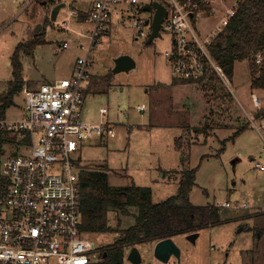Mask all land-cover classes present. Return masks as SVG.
Returning <instances> with one entry per match:
<instances>
[{
    "label": "rangeland",
    "instance_id": "1",
    "mask_svg": "<svg viewBox=\"0 0 264 264\" xmlns=\"http://www.w3.org/2000/svg\"><path fill=\"white\" fill-rule=\"evenodd\" d=\"M60 1L68 3L63 15L71 9L89 11L93 0H0V95L8 92L12 56L22 43L45 41L31 54L20 52L23 79L31 88L70 77L72 64L85 54L79 43H89L85 33L93 25L73 20L70 30L54 26L51 8ZM139 1L143 6L151 0ZM142 16L148 18L150 13ZM135 30L132 22L115 25L112 35L102 37L91 53L92 79L84 81L88 88L84 119L112 124L115 136L83 139L77 154L81 166L104 168L113 186L150 187L154 202L176 195L185 171L199 166L191 201L232 204L221 208L219 223L198 231L195 242L187 234L173 237L181 248L180 258L173 255L163 262L155 256L156 242L141 243L140 264H264V170L255 167L256 162L264 163V116H257L264 111V89L251 87L246 60L236 62L230 82L221 77L211 84L184 82L165 55L172 47V35L162 31L148 43L135 39ZM64 41L70 43L68 48H61ZM124 53L135 59L136 67L115 73V59ZM255 96L261 99L259 106ZM102 107L108 109L105 115ZM22 110L20 91L5 117L19 119ZM248 121L249 128L223 142ZM3 151L0 177L1 162L18 153L13 147ZM136 213L129 207L126 214L112 211L109 219L114 228L122 229L134 223ZM87 235L107 246L119 232ZM129 251L122 264H134Z\"/></svg>",
    "mask_w": 264,
    "mask_h": 264
},
{
    "label": "built area",
    "instance_id": "2",
    "mask_svg": "<svg viewBox=\"0 0 264 264\" xmlns=\"http://www.w3.org/2000/svg\"><path fill=\"white\" fill-rule=\"evenodd\" d=\"M155 1L167 10L160 33L172 35V47L165 55L175 75L198 80L211 65L230 82L210 47L225 32L243 0H151L146 4ZM141 8L139 0H94L85 19L93 25L85 33L89 43L80 44L85 54L77 58L73 76L39 88L25 86L23 117H0V133L20 149L1 162L0 180L6 185L0 193V264H104V249L82 228V166L77 154L83 139L113 137L115 131L110 123L84 119V81L91 77L93 49L115 25L132 22L135 39H149L156 9L145 18ZM79 16L78 10H69L53 24L70 30L72 20ZM201 22L206 25L201 27ZM68 46V42L62 45ZM254 101L259 106L261 99ZM101 112L106 114L107 108ZM4 146L0 144V153ZM255 167L264 170V163L256 162Z\"/></svg>",
    "mask_w": 264,
    "mask_h": 264
},
{
    "label": "trees",
    "instance_id": "3",
    "mask_svg": "<svg viewBox=\"0 0 264 264\" xmlns=\"http://www.w3.org/2000/svg\"><path fill=\"white\" fill-rule=\"evenodd\" d=\"M81 17L84 18L85 15L81 14ZM40 43L43 40L35 39L16 48L12 56L13 80L8 92L0 95L1 118H5L6 111L14 104L15 96L25 85L20 52L31 54ZM210 50L215 62L223 68L231 81L235 77L236 62L248 61L252 75L251 87L264 89V0H243L225 32L218 36ZM259 54L262 56L260 62ZM215 77L220 78L211 65H208L200 79L183 81L211 84ZM261 115L264 116V111L257 113V116ZM249 126L250 122H245L223 142L234 140ZM205 129L202 131H206ZM178 146L182 148L181 139L178 140ZM86 168L82 167L79 173L83 230L93 234L119 232L116 241L101 246L106 254L104 264H122L126 251L141 243L198 232L220 222L222 206L213 203L198 205L191 201L190 191L196 182L199 166L185 171L177 194L160 202L153 201L150 187L136 184L113 186L110 185L108 172L104 168ZM5 185V180H0V193ZM129 207L137 210L134 223L126 228H114L109 219L110 213L119 211L126 214L129 213Z\"/></svg>",
    "mask_w": 264,
    "mask_h": 264
},
{
    "label": "water",
    "instance_id": "4",
    "mask_svg": "<svg viewBox=\"0 0 264 264\" xmlns=\"http://www.w3.org/2000/svg\"><path fill=\"white\" fill-rule=\"evenodd\" d=\"M66 5L67 3L65 1L57 3L51 10V15H50L51 20L55 21L58 17L60 10L66 7ZM152 8L156 10H155L154 21L152 24L153 30L149 37L148 43L152 42L155 37L159 36L162 22L164 18L167 16L166 8L157 1L153 2V4L145 5L144 7L141 8V11H149ZM146 24H148V21L146 22ZM41 27L42 25H40L36 31L38 32V30ZM135 67H136L135 59L129 54H122L115 59L114 72L115 73H119L123 71L129 72ZM198 236H199V232L190 233L187 234V239L191 240L192 242H195ZM154 253L159 260L163 262H168L173 255L176 256L177 258H180L181 248L175 242L173 237H169L157 241L155 243ZM128 258L134 264H140L142 262V254L137 246L133 247L130 250V252L128 253Z\"/></svg>",
    "mask_w": 264,
    "mask_h": 264
},
{
    "label": "crops",
    "instance_id": "5",
    "mask_svg": "<svg viewBox=\"0 0 264 264\" xmlns=\"http://www.w3.org/2000/svg\"><path fill=\"white\" fill-rule=\"evenodd\" d=\"M60 2H63V1H60ZM66 2V1H65ZM59 3V2H58ZM67 3V2H66ZM93 3H94V0L92 1V5H93ZM92 5H91V7H92ZM146 5H148V4H146ZM66 6H68V3H67V5ZM145 6V4L142 6V7H144ZM91 7H90V9H91ZM63 9V8H62ZM62 9L60 10V12H59V14H58V17H57V19L59 18V17H63L64 16V14L63 15H61V11H62ZM89 9V10H90ZM51 10H52V8H51ZM71 10H73V9H71ZM79 12H80V16L77 18V19H74L76 22H85L86 20V18H87V16H88V14H87V12L88 11H84L83 9H81V10H78ZM150 11V10H149ZM149 11H144V12H149ZM67 13V12H66ZM65 13V14H66ZM81 14H83V15H85V17L83 18V17H81ZM56 19V20H57ZM55 20V21H56ZM52 22H54L53 20H51ZM73 21V20H72ZM55 26V25H54ZM62 29V28H61ZM40 30V29H39ZM39 30H38V32H39ZM112 31L113 30H111V31H109L108 33L109 34H107V35H105V36H109V35H112ZM36 33H37V31H36ZM151 35V34H150ZM150 37V36H149ZM34 39V38H33ZM149 40V39H148ZM148 40H147V42H148ZM45 42V41H44ZM43 42V43H44ZM64 42H68V41H64ZM63 42V43H64ZM69 43V42H68ZM80 44L81 43H79V47H80ZM63 45V44H62ZM62 45H61V48H63V49H65L64 47H62ZM69 46H70V43H69ZM68 46V47H69ZM67 47V48H68ZM124 54H126V53H124ZM122 55V54H121ZM80 57V56H79ZM77 60V59H76ZM75 63H76V61L72 64V66H71V72H70V77L71 76H73V73H74V67H75ZM61 78H69V77H58V78H56V79H53V80H50L49 82H52V81H55V80H57V79H61ZM91 79H92V76L90 77ZM46 83H48V82H46ZM42 84H44V83H42ZM41 84V85H42ZM41 85H39L38 87H36V88H39ZM25 86H27V87H29V84H28V82L26 81V83H25V85H24V87ZM29 88H31V87H29ZM87 90H88V88H87V85H86V87H85V95L87 96ZM22 93H23V90H22ZM255 97H257V96H255ZM254 97V98H255ZM87 98V97H86ZM85 103H86V99H85ZM24 104H25V100H24V93H23V110H22V114H21V117L20 118H22L23 117V114H24ZM84 108H85V104H84ZM84 108H83V112H84ZM103 108H106V107H102L101 109H103ZM101 109H100V111H101ZM107 112H108V109H107ZM102 113V112H101ZM105 115V114H104ZM108 137H110V136H108ZM0 144H3V145H5L4 147H5V150H6V148L7 147H10V148H15V150H17L18 152H20V149L18 148V147H16L15 145H13V144H11V142L12 141H14V140H11V139H9V138H7V137H5L3 134H1L0 133ZM3 151V150H2ZM4 152V151H3ZM79 159H80V157H79ZM223 207V206H222ZM140 245V244H139ZM132 248H129L128 250H131ZM128 250L126 251V254H127V252H128ZM130 252V251H129Z\"/></svg>",
    "mask_w": 264,
    "mask_h": 264
}]
</instances>
